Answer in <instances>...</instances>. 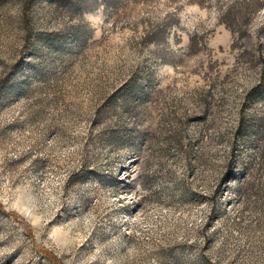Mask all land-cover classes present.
Here are the masks:
<instances>
[{
    "label": "rangeland",
    "instance_id": "374dc122",
    "mask_svg": "<svg viewBox=\"0 0 264 264\" xmlns=\"http://www.w3.org/2000/svg\"><path fill=\"white\" fill-rule=\"evenodd\" d=\"M0 264H264V0H0Z\"/></svg>",
    "mask_w": 264,
    "mask_h": 264
}]
</instances>
